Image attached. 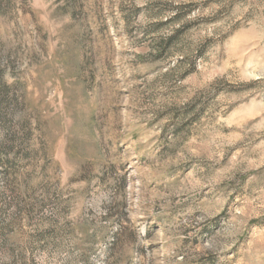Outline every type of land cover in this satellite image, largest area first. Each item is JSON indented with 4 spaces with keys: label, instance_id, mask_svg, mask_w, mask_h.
Instances as JSON below:
<instances>
[{
    "label": "rangeland",
    "instance_id": "rangeland-1",
    "mask_svg": "<svg viewBox=\"0 0 264 264\" xmlns=\"http://www.w3.org/2000/svg\"><path fill=\"white\" fill-rule=\"evenodd\" d=\"M113 2L107 0L105 12L104 0H65L58 11L70 13L73 23L53 46L38 25L33 35L36 16L26 0H0V264H51L53 253L60 264H144L142 257L160 248L138 242L152 238L156 225L144 220L143 233L126 226V164L113 163L123 148L103 132L109 116L121 112L116 102L140 88L127 85L139 78L132 69L144 57L130 53L126 41L141 12L152 30L203 13L185 20L171 40L238 10L236 0L121 4V31ZM169 11L176 14L164 20ZM241 46L238 40L233 50ZM237 178L236 212L264 229V215H251L264 197V169Z\"/></svg>",
    "mask_w": 264,
    "mask_h": 264
},
{
    "label": "clouds",
    "instance_id": "clouds-1",
    "mask_svg": "<svg viewBox=\"0 0 264 264\" xmlns=\"http://www.w3.org/2000/svg\"><path fill=\"white\" fill-rule=\"evenodd\" d=\"M147 2L114 0L118 30L124 28L121 4L134 9ZM64 3L26 0L36 16L33 35L38 25L51 45L61 42L73 23L70 13L58 11ZM234 8L235 14L171 40L185 20L203 13L191 11L158 30L143 12L133 21L136 31L126 46L144 59L132 69L139 78L127 88H140L116 102L121 112L109 116L103 132L123 148L113 163L126 164V226L139 225L143 233L144 220L156 225L152 238L138 241L145 248L160 245L142 257L144 264H201L209 257L217 264H264V235H257L264 229L248 225L234 207L237 173L264 169V0H236ZM238 40L242 46L234 51ZM256 203L251 215H264V197ZM56 257L51 264H60Z\"/></svg>",
    "mask_w": 264,
    "mask_h": 264
}]
</instances>
